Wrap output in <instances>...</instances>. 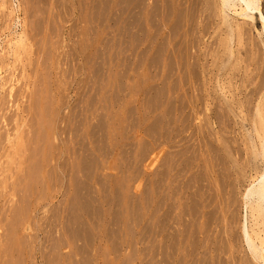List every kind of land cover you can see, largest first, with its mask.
Segmentation results:
<instances>
[{"label": "rangeland", "instance_id": "1", "mask_svg": "<svg viewBox=\"0 0 264 264\" xmlns=\"http://www.w3.org/2000/svg\"><path fill=\"white\" fill-rule=\"evenodd\" d=\"M141 1L140 0L139 1L138 0H0V106L3 107V108L0 107V114H1L0 124L1 127H3V129L0 128V133L3 132L1 134L2 136L0 135V138L1 137L5 138L4 140H2L1 138V141H4L3 144L6 141V144L3 147H2L3 145L2 143L0 145V148L2 150L5 149L4 151L0 149V151H2L0 153L1 154L0 165L2 164L3 166V167L0 166V170H1L0 181L1 182L5 181L4 182L5 184L3 186L1 185L0 182V192L2 189L1 192L2 194H0L1 195L0 221H3L0 223V227H1L0 237L3 239L2 240L0 238L1 241L0 245L3 246L2 248L0 246L1 248L0 256L2 255L0 258H2L3 263L1 261L0 264L6 263L7 260L8 263L6 264H177L176 259L178 257H179L178 261L180 258H182V261H179V264L180 262H182L181 264H186V263L188 264L189 262L190 263L192 262L193 264H201V263L208 264L206 262H209V264H216L221 262L223 258L225 259L223 260L225 261V263L222 261L219 264H223V263L228 264L229 262H231L229 264H233V263L240 264L239 262H241V259L243 260V258H245V257L240 258L244 255L242 254L243 252L241 250L242 248H241V242L239 241L240 239L237 238H239L240 227L244 223V216L246 211L242 205L241 194H240L242 193L244 187L247 184L246 181L244 182L243 180V182H239L238 184L234 183L235 185L233 190L235 191H233L234 193L233 196L235 198L230 199V197H233L230 196L232 194L229 193L230 195H227L228 193H226V191L221 189L222 184L224 186L226 184L223 182L228 181V179L227 178L225 179L221 175V182H218L220 181L218 180L220 179V177H218L217 178L218 181L215 180L214 186L217 187L218 184L216 183L217 182L219 183V186L221 187L220 188L217 187V188L218 190L220 189L221 195L224 194L223 195L224 198L220 194L218 195L219 192L217 188H216L217 191L215 192L214 186L213 188L210 187L211 188L210 190L212 191L214 190V193L210 191L212 194H215L214 196L211 193H209V190L206 191V193H209L208 197L211 200L208 199L206 193H204L206 195L200 194L203 193L201 190H199V192L198 190L197 191L194 190L198 192L197 194L196 192L193 191L195 195L198 196H195L194 194H190V193L186 194L187 196L189 195L192 196L189 197L191 198V200H193V197L195 198V201L196 199L199 198L197 200L198 201L197 203L194 200H193L194 202L192 203V201L189 198H187V196L185 195H183L182 200H178L179 198H177L175 194L173 195L172 190L174 188L173 189L171 187L169 188V186L171 185L167 183L168 174H169L167 170H169L171 166H173L174 164H177L178 162L177 152L179 150V147L170 148L169 145H171L170 141L172 140V137L174 138V136L176 135L175 130L179 132L181 131V129L179 128L182 125L181 122L182 120L180 119L177 120L178 124L177 123L175 124V127L177 128L173 130L174 124L172 122H169L170 120L171 121L173 120L170 119L171 118L170 116L172 115H169L171 114V111H168L169 109L167 108V106L170 105L172 106V104L169 105L167 96H163L165 97V99L162 97V94L165 92L163 90L167 88V82L164 79H162L161 81L162 84L158 82L156 86L155 84L158 78L154 73L157 72V76H158L157 70H160L159 71V73L161 72L160 75L164 76L163 75L165 74L164 70H166L165 63L168 62L165 56L169 57L168 49H171L169 45L163 50L159 46L165 47V45L168 44L167 42H169V38H171L170 36H172V38L176 36L175 38L177 39V34L184 28L180 25L182 23L180 17H177L178 15H180V10L178 8L172 11L171 6L168 5L171 3L170 0L167 1L160 0L161 2L159 0L158 1L155 0V2L154 0H143V2ZM151 1L152 3L154 2V5H156L157 7L159 5L160 8L153 7L154 5L151 3ZM139 2H141L142 4ZM164 2H168V3H164ZM163 3L164 5L165 4L166 5L163 6L162 5ZM137 4L140 5L138 6ZM149 4L153 5L152 6L153 8H149L151 7L149 6ZM142 5L143 7L141 8ZM166 6L167 8L164 9ZM168 7H170L169 9V11L171 10L170 13L168 12ZM139 9L140 11L143 9L142 10L143 12L142 11H141L142 13L139 12L138 11ZM155 9L157 12L155 11ZM147 10H149V13L151 11V14H149ZM152 10H154L153 15L154 16L156 15L155 17L158 18H154L151 16ZM162 10L163 11L166 10V11L162 12ZM138 12L141 14V16L137 14ZM167 12H168V16L169 14L171 15L165 18L166 20L167 18H169L165 22L163 16H165V14L167 15ZM176 12H178L179 14L176 15L175 14ZM136 14L138 15V17L140 16L139 18L141 17L142 18L137 19L138 17ZM174 15L177 18H174L175 17ZM147 16H148V20L146 19ZM160 18H162V21ZM136 19L141 21L142 25ZM151 19L154 20L152 21ZM155 20H157L158 24L156 23ZM174 20L175 21L178 20L179 22L176 23ZM137 22L141 26L136 27L138 25ZM160 23L162 26L160 25ZM153 24L154 25L157 24L156 25L157 26L156 29H158L157 33H156L157 30H155V28L153 32L152 29ZM171 24L173 25V27L175 26L174 27L175 29L176 28H180V29L183 28V29L181 30L179 29V32L177 31L178 32L177 34L173 33L174 35L173 36L171 35L173 28L171 33L169 31L170 27H172V26L169 27V25ZM176 24H179V26L177 25L178 26L177 27ZM151 25L152 28L150 27ZM142 26L146 30L144 31H141L140 29L137 30L140 27L141 29H143ZM158 26L163 27V29L161 27L159 29ZM166 31L169 32L167 33ZM140 32H142L141 34L144 33V35L142 36L143 38H140L142 40L144 39V41L140 39L137 40V37L138 38L141 37ZM152 32H153V36H151ZM162 36L164 38L169 36L167 38V42H166L167 44L165 43L164 38L163 40H161ZM208 36L209 35L199 36L201 44H199V46L196 45L195 47V49H198V47L200 48L198 49V51H200L198 53L200 54L201 52L204 53L210 43L208 40L210 39L213 40V38L210 37L209 39ZM152 37L153 38L155 37L153 42H151L153 39ZM19 38H23L24 40L22 47H18L16 43L19 40ZM162 41L163 44H161ZM147 43H149V45L151 43L150 47L148 45L149 49L147 48L146 45ZM156 43L157 44L160 43L161 45L158 44L157 47L155 46L157 45ZM154 47L156 49L159 48L160 49V50L158 49L159 52L158 50L156 51V49L154 50ZM180 48H184L183 45H181ZM188 48L190 51H192L193 49L192 52L194 53L195 51L194 47L192 48L191 46H189ZM39 49L41 52L39 51ZM96 49H98V52L100 51V53H98ZM36 50L39 52H37ZM153 50L156 51V53ZM161 50L164 53L163 55L162 52H160ZM178 50L181 51L183 49H178ZM209 51L210 50L208 49L207 52ZM37 53L39 54L38 55L39 59L36 58ZM154 54H157L160 60L157 59L158 58L157 57L156 58L157 60L154 61V58L156 56L154 58H151V56L152 55L154 56ZM98 55L100 56V59L98 58ZM99 61L100 63H98ZM157 61H158L157 64L158 67H155L156 66L155 63H157ZM209 61L211 62L210 58ZM138 62H140L139 63L140 67L138 65ZM100 64H102V66ZM151 65L153 66L155 65L154 69H152L153 66ZM253 65L256 66V60L255 62H253ZM260 65L262 66L263 64ZM260 65L259 66L257 65L256 68L260 67ZM163 66L165 67V69ZM29 67L30 68L33 67V68L30 70ZM263 67L261 68V70L263 69ZM251 68L253 69L255 67L253 66L250 67L249 73L250 71H252L251 73H253L254 69L251 70ZM98 69H100L99 71H102V73L100 72L101 74L98 73L99 72ZM154 70L156 71L154 72ZM34 72L36 73V77L34 75ZM149 72L152 74H149ZM149 76H153V77H151L150 79ZM31 80H35V81L32 83ZM100 80L103 83L101 82L98 84L97 82ZM139 80L141 81V83ZM29 83L34 85H31ZM28 84L29 86H27ZM102 84H104V86ZM98 85H100L98 87L99 89L96 88ZM162 85L164 88L161 87ZM153 86L154 87L156 86L155 87L156 90H153V92L156 95H154V93L152 94V91H150L154 88ZM158 86H160L161 90L163 89L162 90L163 93H161L162 91L161 92L159 91L160 88L157 89ZM148 87L152 89H149L148 91L147 90ZM28 88L31 90H29ZM251 88L253 89L254 85L252 87L251 85H249L245 93H247L248 89L251 91L252 90ZM33 89L36 92L38 90V92L36 93ZM16 91L17 93L14 94V92ZM33 91L34 94L36 93L35 95L33 94L34 97L32 96ZM47 92L50 93V95H47L48 94ZM157 92L159 94H157ZM11 93H13V95H11ZM160 93H161V97H160ZM157 95L159 96V99L155 98L157 97ZM31 96L33 97L32 98L33 101L34 99L37 100V104L35 103L36 101L31 102ZM47 96H49L48 100H47L48 98ZM247 96H248L247 99H249L248 94ZM247 96L244 97L239 96L240 97L239 102H243L244 103L243 106H245L242 107L243 114L245 113L251 114V109L253 108L254 104L257 103L256 101L257 97L250 95L251 98L248 101L250 106L247 107L246 104L247 100L245 101V97ZM12 99H14V102ZM242 99L246 103L242 101ZM20 100L25 102L27 105L23 104L22 101ZM100 100H102V103ZM1 101H3L4 104ZM30 103L33 104L30 105ZM34 104H36L37 107L33 106ZM45 104L46 105L48 104L47 106L48 108L45 106ZM171 106L170 108H172ZM24 107L26 110L24 109ZM21 108H23L26 113ZM32 108H34L35 112ZM85 108H87L86 109V111L88 110L87 112L85 111ZM2 109L3 111H1ZM69 109L70 111L71 110L72 111L70 112ZM247 109L248 111L250 110L249 111L250 113L246 111ZM19 110L23 111L22 113L23 115L21 114L22 116L21 118L23 122L25 121L24 122L25 124L23 126L21 125L19 130V133L21 134V144H22L21 150L24 151L20 152V147H19V149L16 150V153L18 155L15 156L16 157L15 159V157L12 155L10 156V154L13 152L12 140H14V135L16 132L15 128L20 122V117H16L19 116L20 114ZM31 110L33 117L32 119L34 120L29 123L28 121H31L30 119L31 113H29L31 112ZM45 111L47 112V114H45ZM165 111L167 112L168 118L170 117L169 121H167L169 124L171 123L170 125L167 124V122L165 123V121L168 120V118H166L167 116L165 114ZM6 112H9V114L7 115ZM74 112H75V116H74ZM76 112L78 113L77 116H76L77 114ZM80 112L83 115H81ZM12 114L14 116H12ZM243 114L241 116H243ZM25 115L27 118L29 117L30 120L27 119ZM98 115L101 116L99 117ZM6 116L8 118L11 117L13 121L10 120L11 123L8 124L9 120L7 119ZM82 116L83 118H81ZM244 116L243 118H245V121H247V122L244 121L245 122L244 129H247L249 128L248 119L250 120L251 115L249 116L245 114ZM4 117H6L7 120H4L5 119ZM77 118L80 120V123L79 121L78 123L75 122L77 121L76 120ZM198 118H200V116H198ZM198 118L194 121L195 124H197V122L199 123L200 120H198ZM71 119H73L74 122L73 120L71 121ZM67 121L70 122V124H68ZM72 122L75 124V127L72 126L74 125ZM27 123L29 124L30 129L32 127L33 130L32 129L31 131L29 130V127L26 126ZM97 123L100 125V127H98ZM162 123L163 125L167 124L164 126L166 128L165 130L164 128H162L163 126ZM6 125L9 128L12 127L13 132L12 130H9V128L8 129L7 127L5 128ZM39 125L43 131L42 136H40L42 133H40ZM80 125H81V129L78 130L79 131L78 134V131L76 129H79ZM22 127H23V131H22ZM73 127L76 129L74 130ZM170 127L172 128L171 131H170ZM233 128L235 130L233 131L234 133L236 132V134L231 133L233 135L229 134L227 135V137L230 136L229 137L230 140L232 137L233 141H231V143L233 147H237V146L240 147L239 149L241 154L242 155L245 154V156H242L244 160L246 157V150L244 148L246 147L244 146V142H242L243 138H241V135H243L244 133L243 129L241 128L240 125H236ZM71 129L76 131L75 133L77 134H75L73 130L72 133L70 134ZM24 130H26L27 132H25ZM28 130L29 132L35 130L33 132L35 134L32 136V134H30ZM9 131H11L12 133L10 134ZM64 131H67L68 133ZM82 131H84L83 132L84 135L81 134ZM165 131H168V133H165ZM22 132L27 135L25 137L24 134V137L26 139L22 136L23 135ZM94 133L95 135H93ZM157 133L159 134L158 138L156 136ZM161 133H164L162 134L163 137H161ZM97 134L98 136L101 135V137H99L100 140L102 139L101 143L99 142L100 140L98 139ZM75 135L76 137H73ZM82 135H83V139H85L84 141L82 139ZM28 136L30 140L28 139ZM96 136L98 140H96ZM165 136L167 140L164 139ZM22 137L24 138V140L27 141V143L30 142L31 140H33V142L31 141L32 143L31 142L28 143L30 144V146H28L26 141L24 140L22 141ZM40 137H42L43 139H41ZM153 137L155 138L154 144H153V139H154ZM77 139H79L81 143L77 141ZM234 139L236 142L241 140L240 142H238L240 144L235 145L236 142L234 141ZM40 140H42V144L40 143ZM74 141H76V143H74L75 145L72 146ZM77 142L79 143V147L77 146L76 149V145H78ZM84 143L86 146L84 145ZM23 144L26 146H24ZM38 144H41V146ZM27 146L29 147V149H26L28 148ZM70 146L71 148H69ZM83 146L88 147L86 148L89 149L87 150L88 152L85 150V148L83 149ZM24 147L26 148L24 149ZM74 148L78 151H76ZM31 149L33 151L30 152ZM37 149H39L38 152ZM161 149L163 150V152ZM25 150H28V152ZM160 150H161V155L159 154ZM8 151H10V153H8ZM35 151L37 155L35 154ZM73 151H76V153L74 152L75 158L73 157ZM82 152L83 154L81 155L80 153ZM155 152H157L158 155L162 157L160 158L158 156V158H160V162L158 160L156 166L155 164L152 165L151 163V160ZM164 152H166L169 155L168 156L167 154H165L167 155V158L168 157L170 158V160L167 159L166 157L165 158L167 160L163 159ZM26 155H28V158L26 159L27 161L25 160V158L27 157ZM9 156L11 157V159L9 158ZM84 156H86V158ZM240 156L241 155L239 154L237 155L235 154L233 157L234 158L238 157L240 159ZM173 157L176 158L172 160ZM37 158L39 159V162L37 161L38 160ZM242 158L240 159V162H242ZM175 159L177 160V162H175L176 161ZM6 160H8L7 163ZM14 161L16 164L14 163ZM170 161L174 163H170ZM34 163H37L38 166H40L38 167L37 164H35V168H34V171L36 173V174L34 173L35 175L32 173ZM13 164L14 167L16 168L11 167L13 166ZM24 164L25 166H23ZM26 164H27V168H26ZM81 165L82 167H84V169L80 168ZM152 166H154L155 168L157 167V169H155L156 171L153 170L154 167ZM165 166H167L168 169H166L167 167ZM23 167H25L27 172L29 171L28 174H25L26 175V177L24 176L25 178L23 177L22 174ZM67 167L69 168L67 169ZM161 167L163 170L165 168L166 174L164 173V171L162 173L159 172V170L160 171L162 170ZM11 168H14L15 171L14 169L12 170ZM7 169L9 173L6 171ZM80 169H83L82 172L80 171ZM36 170H38V172H36ZM83 171L87 172L85 173V176L88 178V180H86L87 178L84 176ZM152 171H154V173ZM18 173L22 175L21 176L18 175L17 178L16 175ZM82 173L85 179H82L83 177L81 178ZM6 174H8L9 176ZM29 174L30 175L32 174L33 177L29 176ZM38 174L40 177L38 176ZM6 176H8L7 179ZM198 176H199L198 173L197 175L192 174L191 177H193L192 178L193 180L190 179L191 178L190 177L189 182L193 183V181H196L194 179H198ZM21 177H22V181L20 182L19 180L21 179ZM160 177H162L165 180V182L163 181L162 178L161 180H158V182L156 181V183L152 182L153 179L155 182V180H157V178L160 179ZM222 178H223V182H222ZM82 180L84 181V183H87V185L84 184ZM15 181L16 182L19 181L16 186H15L16 184ZM36 181H38L40 184L37 183ZM159 181H160L159 186L161 185V187H159L160 189L157 186ZM161 181H163L162 182L163 185L161 184ZM19 183L20 186H18ZM7 184L9 185L7 186ZM23 184H25L26 186L29 185L28 188L25 187ZM33 184H34V188H33ZM82 185L85 187H82ZM152 185L154 187L155 186L157 187L156 188L157 191L154 190L155 188ZM173 185L177 186V184H173ZM19 187L20 189L22 187L26 188V189L23 188L26 195L23 194V189L21 190L22 193L19 192L20 191ZM86 187H88L89 189ZM164 187L166 188L164 189ZM17 188L19 191L17 190ZM81 188L83 190L87 189L86 191H88V193L85 192L87 195H85L84 191L82 192ZM27 189L29 193H26L28 192ZM153 190L155 192H153ZM162 190L164 191L162 192ZM173 191L175 192L176 190ZM81 192L85 196V200L84 199L82 200ZM165 192L167 196L165 195ZM18 193L19 195L22 194V196L19 197V199L21 198L22 202L21 200L17 202V198L19 196ZM153 193L156 195L155 197ZM162 194L167 197V198L165 197L167 199L166 201ZM226 195L227 197L228 196L229 197L225 198ZM159 196L162 197L159 198ZM204 196H206V198ZM211 196H213V198L215 199L211 198ZM217 196L218 197L220 196L222 199L217 198ZM6 197L9 201L6 199ZM202 197H204L206 201L205 200L203 201ZM158 198L159 199L163 198V199L159 200ZM4 199L7 201L6 206H8V208L5 206L6 202L4 201ZM171 199H174V201L176 202H173V200ZM158 200L163 202V204H160ZM183 200L184 201L187 200V201L183 202ZM209 200L210 202L212 201L211 204ZM222 200H224V202ZM230 200L231 201L234 200L232 201L234 203H232ZM220 201H222L223 203ZM229 201L231 202V205ZM19 202H21L22 205L21 203L19 204ZM156 202L160 205H157ZM203 202L209 203L210 206L209 204L206 203L209 206V208L208 207L204 208ZM215 202H217V204H214ZM192 204L196 206V207L194 206L192 207L195 208L193 210L194 212L192 211L191 208ZM18 205L22 207H19ZM212 205L214 206L217 205V208H214V206ZM170 206L172 209V210L170 209L171 211L168 210ZM183 206H186L187 209L186 208L184 209ZM222 206L223 208L225 207V209L220 208ZM11 207L13 208L11 209ZM14 207H16L17 209L15 208L14 210ZM172 207L175 208L173 209ZM198 207L200 208L198 209ZM231 207L233 208L235 207L234 208L235 211H233L232 210L233 208L231 209ZM18 208L20 209L18 210ZM157 208L158 210L160 209L158 212L155 211ZM164 208L165 209L168 208L167 209L168 211L167 210L165 211ZM181 208H183L184 210L183 209L180 210ZM218 208L221 209L222 211L220 212ZM153 209L154 211H152ZM196 209L197 211L199 210L200 212L199 211L196 212L195 211ZM163 210L165 211L163 212L165 216H166L165 213L170 211L169 214L167 213L169 217L168 216L165 217L164 215L162 216ZM189 210L192 211V214L195 212L198 213V214L196 213L193 214L192 218H189V220H191L190 222L189 220H187L188 219L187 216L189 217L190 215H192L191 213L190 214L188 213ZM209 210L211 211L213 210L211 212L213 213L211 216H210L211 213H208ZM216 210L219 213H222L221 214L222 215L221 218H223L221 219L222 222L220 221V218L218 219L219 213ZM181 211L183 213L186 212L187 216L186 214H182ZM206 211L208 214L206 213ZM230 211L233 212L234 215ZM152 212H155V214L152 215L153 214ZM160 213L161 215L159 216L160 217L159 219V217L157 216ZM177 213L179 214V216ZM216 213H217L216 218L218 220H215L214 215H216ZM228 213L230 214L228 215ZM3 214L4 216H1ZM172 215L173 217L174 215H176L175 221L177 222L174 223L173 219L175 218H172ZM196 215L197 216L199 215V218L196 219L194 217ZM205 215L206 216L209 215L208 220L210 221L211 219L210 221L211 223L209 222L207 223V218ZM221 215L219 214V217ZM204 216L206 218L205 226L203 225L205 222V218H203ZM228 216L231 217V221L230 222L227 221V222L228 224H232L229 225V228L227 226L228 225L227 223H226V227L223 226L225 224L224 223L225 219L228 218L227 220H230ZM154 218H158L155 219L157 222H153L155 221ZM6 220L8 222H6ZM171 220L173 221L171 222ZM193 220L197 224L194 223ZM164 221L168 223L165 225ZM181 221L182 222L185 221L186 223L187 222L189 223V224L187 223L186 225L187 228L185 227L184 224H182ZM214 221H217L218 224ZM161 222L162 223L164 222L165 226L163 225L164 226L163 228ZM213 222L216 224V226L215 224H213ZM8 223L9 225H7ZM154 223L156 224L155 227L153 226L155 225ZM193 223L195 225L194 227H193ZM180 224L181 226L183 225L182 228L185 227L183 231L187 229V234H185L186 230L184 232L182 231V229L180 228ZM209 224L211 225V227ZM251 224H252V219L250 218L249 213H247V226L249 227ZM169 225H171L172 228L174 227L173 229L176 230L178 229L176 233H174L175 230L171 231L172 228H168ZM206 225L209 226L210 229L207 228ZM4 226L5 227L7 226V228H4V230L6 231L2 230ZM157 226L160 227L159 229L162 228L163 230L161 229L160 231L159 229H157L158 228ZM203 226L207 228L209 231H204L206 230L205 228L204 230H202ZM153 227L156 228V231L158 232L156 231L153 232V230H155ZM191 228L194 231H191ZM7 229L9 230V232H7ZM166 229H168V231ZM222 229L224 231L223 233L224 239L222 237H221L222 239L220 238V234L223 232ZM217 230H221V231L219 232ZM231 230L233 231V233ZM211 231L212 234L211 237H209ZM225 231L226 233L228 232V234H226ZM170 232L171 233L173 232L172 235ZM3 233L4 235H7V233L9 234L6 238H4L5 236H2ZM164 233L165 235H163ZM203 234H205L206 236ZM215 234L216 237L219 236L217 237L218 239L217 238L215 239L216 241L214 240ZM223 234H221V236H223ZM232 234H234L237 237L234 236L233 238ZM190 236L191 237L194 236V237L191 238ZM195 236H197V238L195 239L197 240L196 242L193 239L195 238ZM171 237L172 238L176 237L174 238V241L177 240L176 243L173 242L175 246L173 245V243L171 244V242L173 241ZM204 237L206 238L204 239ZM226 237L228 238L227 239L228 241L226 240ZM164 238H166V240H164ZM170 238L172 241L170 240ZM207 238L210 239L207 240ZM231 239L232 240L235 239V241H232ZM188 240L192 241V243L194 241V243L192 244L190 242H187ZM218 240H220L221 242H219ZM224 240H226L230 244L231 242L232 244L233 243L235 244L233 245L231 244L232 245L231 247V245L227 244V242H224ZM163 241L165 242V244ZM183 241L186 242V245L184 244ZM214 241L217 248L215 247ZM222 241L225 244H227L229 247L227 248L226 246H224L225 244H222ZM3 242L4 245H2ZM179 242L183 244H180ZM208 242L210 243V246L208 245L209 244ZM237 242L240 244H238ZM166 243L168 246L169 243L170 245L173 246H170L168 248ZM200 243L203 244L201 245ZM191 244L194 246L196 245V247L195 248L192 246L189 247V245ZM220 244L223 246H221ZM184 245L186 246L187 250L184 247ZM235 245H237L236 248ZM238 245H240L239 246L240 249ZM4 246H6L5 249ZM207 246H209L208 250H207L208 248ZM191 247H192L191 251H193L192 253L197 252L196 254L194 253L193 255L191 252H189ZM213 247L216 249V252L217 251L220 252L221 250V254L218 252L216 255V252L213 250L214 249ZM223 247L224 249L222 250L221 248ZM6 248L8 249L7 251ZM154 248H156L158 252H156ZM170 248H172V251L175 250L174 255L173 254L171 255ZM184 249L186 250V252L184 251ZM193 249L196 251H194ZM203 249L205 250L203 251ZM238 249L239 251H237ZM2 250H4L6 253L5 252L3 253ZM206 250L208 254H204V253L201 254L202 252L207 253ZM212 250L214 252H212ZM1 251L3 254H1ZM154 252L157 254L155 255ZM223 252L225 253V255ZM212 253L213 254L215 253L214 254V256L216 255L215 258ZM222 254L224 256H222ZM228 254L229 255L232 254L234 256L232 255L229 256ZM5 255L6 256L8 255L7 258L5 257ZM179 255H181V257ZM199 255L201 256L203 255V257L204 256L206 257L208 255L207 257L210 258L206 257L205 260L208 259L209 261H205L204 258L200 257ZM219 255H221L222 257ZM227 256L228 258L229 257L231 258L229 259V261L227 260ZM235 256L237 260L234 258ZM169 257H172L171 258L172 261L170 260ZM190 257L191 258L194 257L192 258V260L195 259L196 261L195 260H194L195 262L191 261ZM219 257L221 259H219ZM188 258L190 259L188 260ZM216 259L220 261L217 260L216 262ZM156 260L157 262L155 263ZM186 260H188L189 262H187ZM213 260L216 263H214Z\"/></svg>", "mask_w": 264, "mask_h": 264}, {"label": "bare ground", "instance_id": "2", "mask_svg": "<svg viewBox=\"0 0 264 264\" xmlns=\"http://www.w3.org/2000/svg\"><path fill=\"white\" fill-rule=\"evenodd\" d=\"M139 1V0H138ZM141 1V0H140ZM158 1V0H157ZM160 1V0H159ZM165 1H167V0H165ZM141 2H143V0L141 1ZM141 2H139V3H141ZM154 2H155V0H154ZM154 2L152 3V1H151V3L154 5ZM161 2V1H160ZM160 2H159V4H160ZM169 2V1H168ZM168 2H164V3H168ZM170 4H168L169 6H171V10L172 11H174V9H178L179 8V10H180V15H178L177 17H180V19H181V26L184 28H181V29H183V30H181L180 28H176V29H178V30H176L174 27H173V25L171 24V25H169V27L170 26H172V27H170V30L169 29H167V30H169L170 31V33H171V31H172V28H173V31H172V34L171 35H173V33L174 34H177L178 32H179V29L181 30L178 34H177V39L175 38L176 36H174L173 38H172V36H170L171 38H169V42H167V38L169 37H163L162 36V39L161 40H163V38H164V40H165V43L167 44V45H165V47H162V46H159V47H161L162 48V50L164 49V48H166L168 45H169V47H171V49H168L169 51H168V56L169 57H167V56H165L166 57V59L168 60V62L167 63H165L166 65V70H164L165 71V74H163L164 76H162V75H160V73H159V71L160 70H157L158 71V76H157V72L156 73H154V74H156V77L158 78L156 81V86H157V84H158V82L160 83V84H162L161 83V81H162V79H164L166 82H167V88L165 89V90H163V91H165L164 93H163V91L161 90V88H160V86H158L157 87V89H159L160 88V92L161 93H163L162 94V97L163 96H167V100H168V102H169V105L170 104H172V108H170V106H167V104H168V102H167V104H166V106H167V108L169 109L168 111H171V114H169V115H172V116H170L169 118L170 119H173L172 121L170 120L169 121V118H168V116H167V112L165 111V114H166V118H168V120H166L165 121V123L167 122V121H169V122H172L173 124H174V126H173V130H175L177 127H175V124L177 123V120H182L181 122H182V125L180 126V128L179 129H181V131L179 132V131H176L175 130V136H174V138L172 137V140L170 141L171 143V145H169V147L171 148V147H174V148H176V147H179V150H178V152H177V158H178V162H177V160L175 161V162H177V164H174L173 166H171V168L169 169V170H167L168 171V181H167V183L169 184V185H171V186H169V188L171 187L173 190H176L175 192L172 190V192H173V195L175 194L176 196H177V198H179L178 200H182L183 199V195H185V196H187L186 194H188V193H190V194H194L195 195V193L194 192H196L197 190H198V192H199V190H201L203 193H200V194H204V193H206V191L207 190H209V193H214V190L212 191V190H210L211 188H213V186H214V184H215V180H217V178L218 177H220V179H218V180H220V181H218V182H221V175L226 179H228V181H226V182H223V178H222V182L223 183H226L225 184V186L222 184V187L221 186H219V183L217 182L216 184H218V188H220L221 187V189H223L224 191H226V193H228L227 195H230L229 193H231L232 195H230V196H233L234 195V193H233V191H235V190H233L234 189V185L235 184H238L239 182H243V180H244V182L246 181L247 182V184H246V186L244 187V189H243V191H242V193H240L241 194V201H242V205H243V207L245 208V216H244V223H243V225H241V227H240V235H239V238H237V239H240L239 241L241 242V250H242V254L244 255V256H242V257H240V258H243V257H245V258H243V260L241 259V262H239L240 264L241 263H243V262H246V263H243V264H264V0H170ZM136 3H138V2H136ZM150 3V4H151ZM164 3L162 4L163 6H165L164 5ZM142 4V3H141ZM149 4V6H151V7H149V8H153V7H155V8H158L159 7V5H158V7L156 6V5H150ZM156 4V3H155ZM138 6L140 5V4H137ZM136 5V6H137ZM153 6V7H152ZM161 6V5H160ZM143 7V5L141 6V8ZM146 7V6H145ZM137 8V7H136ZM140 8V9H141ZM160 8V7H159ZM167 8V6L164 8V9H166ZM140 9L138 10L139 12H141L140 11ZM169 9H170V7H168V12L170 13V11H169ZM149 10H151V9H149ZM149 10H147L148 11V13H149ZM158 10V9H157ZM178 10V11H179ZM146 11V12H147ZM154 10H152V17H154V18H158V17H155L154 15H153V12ZM155 11H156V9H155ZM160 11V10H159ZM158 11V12H159ZM166 11V10H165ZM165 11H163L162 10V12H165ZM137 13V14H139L140 16H141V14L140 13ZM143 12V11H142ZM141 12V13H142ZM157 12V11H156ZM168 12H167V15L165 14V16H163V19L165 20V22L169 19V18H167V20L165 19L167 16H168ZM136 14V15H137ZM149 14H151V11H150V13ZM155 14H157V13H155ZM163 14V15H164ZM176 15L177 14H179L178 12H176L175 13ZM145 15H147V14H145ZM157 15H159V14H157ZM162 15V14H161ZM171 14H169V16H170ZM139 16V17H140ZM142 16H143V14H142ZM168 16V17H169ZM175 16V15H174ZM137 17H138V15H137ZM136 17V18H137ZM137 18V19H141V18ZM162 17V16H161ZM176 16L174 17V18H177ZM149 18H150V16H149ZM136 19V20H137ZM147 20H148V16H147V18H146ZM161 19V21H162V18H160ZM152 21L154 20V19H151ZM150 20V21H151ZM179 20V19H178ZM175 21L176 23H178L179 21ZM137 21H139V20H137ZM142 21H143V19H142ZM156 21V23H157V20H155ZM154 21V22H155ZM158 21H159V19H158ZM160 21V22H161ZM140 23H141V25H142V22L141 21H139ZM174 22V23H175ZM151 23V22H150ZM149 23V24H150ZM172 23H173V20H172ZM137 24H138V22H137ZM136 24V25H137ZM152 24V23H151ZM158 24V23H157ZM157 24H153V28H152V25L150 26L152 29H153V32H154V28H155V30H157L156 31V33L158 32V29H156V25ZM140 24H138L136 27H138V26H141ZM160 25H161V23H160ZM175 25V24H174ZM179 26V24H176V26ZM149 26V25H148ZM162 26V25H161ZM160 26V27H161ZM177 26V27H178ZM143 27V26H142ZM159 27V26H158ZM160 27H159V29H160ZM168 27V28H169ZM162 29H163V27H161ZM137 29V28H136ZM141 30V31H144V30H146L144 27H143V29H141V27L140 28H138L137 30ZM152 29H150V30H152ZM176 31H175V30ZM149 30V31H150ZM168 31V32H169ZM178 31V32H177ZM153 32H152V34H151V36H153ZM167 32V31H166ZM167 32V33H168ZM142 32H140V35H141V37H137V40L138 39H140V38H143L142 36L144 35V33L143 34H141ZM166 33V34H167ZM136 34H137V32H136ZM145 34H146V32H145ZM155 34V33H154ZM165 34V35H166ZM200 35H202V36H206V35H209L208 36V38L210 37V38H213V40L212 39H210V40H208L210 43H209V46H208V48L205 50V52L204 53H202L201 52V54L200 53H198V52H200V51H198V49H200L199 47H198V49H195V47H196V45H198L199 46V44H201L200 43V38H199V36ZM211 35V36H210ZM137 36H138V34H137ZM150 36V37H151ZM156 36V35H155ZM167 36V35H166ZM145 38V37H144ZM153 38V37H152ZM152 38H149V39H152ZM155 38V37H154ZM154 38L152 39V41L151 42H153V40H154ZM171 39V40H170ZM207 39V38H206ZM205 39V40H206ZM140 40H142V39H140ZM160 40V41H161ZM212 40V41H211ZM142 41H144V39L142 40ZM149 41V40H148ZM208 41H206V42H208ZM23 42H24V40H23V38H19V40L16 42L17 43V45H18V47H22V45H23ZM100 43V42H99ZM138 43V42H137ZM185 43V44H184ZM205 43V42H204ZM139 44H141V43H139ZM157 44V43H156ZM159 45H161V44H163V41H162V43L160 44V43H158ZM158 44L157 45H155V46H157L158 47ZM147 45V48L149 49V47H150V45H151V43H150V45H149V43H147L146 44ZM148 45H149V47H148ZM181 45H183V47L184 48H180V46ZM184 45H186V46H184ZM188 45V46H187ZM208 45V44H207ZM99 46V45H98ZM97 46V47H98ZM189 46H191L192 48L194 47V49H195V51H194V53L192 52L193 51V49H192V51H190L189 50ZM206 46V45H205ZM100 47H101V45H100ZM188 48V49H187ZM98 49H101V48H98ZM98 49H96V51L98 52ZM156 48L154 47V50H155ZM159 48H157L156 49V51L158 50ZM178 49H183V50H181V51H179ZM210 50L209 52H207V50ZM252 51H251V50ZM153 50V51H154ZM160 50V49H159ZM159 50H158V52H159ZM162 50L160 51V52H162ZM203 50V49H202ZM17 51V50H16ZM37 51V50H36ZM39 51H40V49H39ZM39 51H37V52H39ZM143 51V50H142ZM156 51H154L155 53H156ZM190 51V52H189ZM204 51V50H203ZM41 52V51H40ZM96 52V53H97ZM153 52V53H154ZM165 52V51H164ZM192 52V53H191ZM98 53H100V51L98 52ZM102 54V53H101ZM101 54H100V56H101ZM152 54V53H151ZM161 54V53H160ZM164 53L162 52V55H163ZM35 55V54H34ZM37 55V59H39L38 58V53L36 54ZM140 55H141V53H140ZM139 55V56H140ZM158 55H159V53H158ZM100 56L98 55V58L100 59ZM156 56V57H155ZM161 56V55H160ZM142 57V56H141ZM140 57V58H141ZM155 57V58H154ZM157 56V54H154V56L152 55L151 56V58H154V61L155 60H157V59H159L160 60V58ZM102 58V57H101ZM157 58V59H156ZM209 58L211 59V62L209 61ZM162 59V58H161ZM170 59V60H169ZM98 60V59H97ZM158 60V61H159ZM167 60H165V61H167ZM255 60H256V66L258 65H260V64H263L262 66L260 65V67H258V68H256V66H254L253 65V62H255ZM101 61V60H100ZM100 61L98 62V63H100ZM158 61H157V63H155L156 64V66L155 67H158ZM140 62H141V60H140ZM140 62H138V65H139V63ZM208 62H209V64H208ZM258 62H259V64H258ZM37 63V62H36ZM160 64V63H159ZM101 66H102V64H100ZM99 65V66H100ZM35 66H36V64H35ZM151 66H153V65H151ZM154 66H153V68L152 69H154ZM160 66V65H159ZM255 67V68H251V70H253V73H251L252 71H250V73H249V70H250V67ZM139 67H140V65H139ZM164 67V66H163ZM263 67V69L261 70V68ZM30 68V67H29ZM33 68V67H32ZM32 68H30V70L32 69ZM99 68H101V67H99ZM37 69V68H36ZM159 69V68H158ZM164 69H165V67H164ZM199 69V70H198ZM100 69H98V71H99ZM151 70V69H150ZM33 71V70H32ZM36 71V70H35ZM149 71V70H148ZM153 71V70H152ZM156 70H154V72H155ZM37 72V71H36ZM102 73V71H99L98 73ZM30 73V72H29ZM32 73V72H31ZM38 73V72H37ZM100 73V74H101ZM23 74H24V72H23ZM149 74H152V73H150L149 72ZM254 74V75H253ZM22 75V74H21ZM34 75H35V77H36V73L34 72ZM253 75V76H252ZM30 76V75H29ZM23 77H24V75H23ZM151 77H153V76H149V78L151 79ZM162 77V78H161ZM164 77V78H163ZM34 79V78H33ZM37 79V78H36ZM38 80V79H37ZM41 80V79H40ZM99 80V79H98ZM164 80H163V82H164ZM32 81V83L35 81V80H31ZM140 81V80H139ZM39 82V81H38ZM102 81L100 80V81H98L97 83L99 84V83H101ZM103 83V82H102ZM140 83H141V81H140ZM29 84H31V83H29ZM29 84L27 85V86H29ZM21 85V84H20ZM31 85H34V84H31ZM38 85H40V84H38ZM101 85V84H100ZM100 85H98L96 88H98ZM103 86H104V84H102ZM153 85V84H152ZM164 85V84H163ZM163 85L161 86V87H163ZM249 85H251V87L254 85V88L250 91L249 89H248V91H247V93H245L246 92V90H247V88H248V86ZM102 86V87H103ZM150 86V85H149ZM155 86V87H156ZM165 86V85H164ZM31 87H34V86H31ZM36 87V86H35ZM39 87V86H38ZM37 87V88H38ZM151 87V86H150ZM150 87H148V91H149V89H152V88H150ZM154 87V86H153ZM154 87V88H155ZM18 88V87H17ZM30 88V87H29ZM28 88V89H29ZM42 88V87H41ZM152 89V90H150V91H152V94L154 93L153 92V90H156V88L155 89ZM164 88V87H163ZM13 89V88H12ZM99 89V88H98ZM98 89H97V91H98ZM16 90H18V89H16ZM24 90V89H23ZM29 90H31V89H29ZM34 90V89H33ZM37 90V89H36ZM35 91V90H34ZM34 91H33V93H32V96L34 97V95L38 92V90H37V92L34 94ZM47 91H50V90H47ZM158 91V90H157ZM249 91H250V93H249ZM22 92V91H21ZM30 92V91H29ZM156 92V91H155ZM15 93H17V91L16 92H14V94ZM27 93H28V90H27ZM42 93V92H41ZM48 93V92H47ZM147 93V92H146ZM149 93V92H148ZM161 93H160V97H161ZM22 94V93H21ZM30 94V93H29ZM34 94V95H33ZM103 94V93H102ZM151 94V95H152ZM157 94H159L158 92H157ZM165 94V95H164ZM247 94L249 95V99L251 98L250 97V95L251 96H255V97H257V103L256 104H254V106H253V108L251 109V114H248V113H245V114H247V115H251V117H250V120L248 119V122H249V128H247V129H244L245 128V122H247V121H245V118H243V116L245 115V114H243L242 113V107H245V106H243L244 105V103L243 102H239V96H247ZM11 95H13V93H11ZM25 95H27V94H25ZM47 95H50V93H48ZM154 95H156L155 93H154ZM14 96H16V95H14ZM13 96V97H14ZM31 96V102L33 101L32 100V97ZM12 97V96H11ZM24 97H26V96H24ZM28 97V96H27ZM37 97V96H36ZM48 98H47V100L49 99V96H47ZM53 97V96H52ZM15 98V97H14ZM20 98V97H19ZM21 98H22V96H21ZM30 98V97H29ZM155 98H158L159 99V96L157 95V97H155ZM164 99H165V97H163ZM248 98V96L247 97H245V101L247 100V103L242 99V101H244L246 104H247V107H249L250 106V104H249V99H247ZM28 99V98H27ZM97 99V98H96ZM13 100V102H14V99H12ZM29 100V99H28ZM170 100V101H169ZM20 101H22V100H20ZM25 101V100H24ZM34 101H36L35 103L37 104V100L36 99H34ZM33 101V102H34ZM101 101V103H102V100H100ZM172 101V102H171ZM3 104H4V102L3 101H1ZM12 102V101H11ZM28 102V101H27ZM252 102V101H251ZM22 103L23 104H26L25 102H23L22 101ZM47 103V102H46ZM12 104V103H11ZM29 104V103H28ZM31 104H33V103H30V105ZM36 104H34L33 106H36ZM99 104V103H98ZM249 104V105H248ZM22 105V104H21ZM27 105V104H26ZM29 105V106H30ZM4 106V105H3ZM45 106L47 107L48 106V104L46 105L45 104ZM44 106V107H45ZM103 106V105H102ZM101 106V107H102ZM0 107H2V106H0ZM21 107H23V106H21ZM37 107V106H36ZM85 107V106H84ZM246 107V108H247ZM3 108V107H2ZM30 108V107H29ZM28 108V109H29ZM48 108V107H47ZM55 108V107H54ZM62 108V107H61ZM82 108V107H81ZM88 108V107H87ZM87 108H85V111H86V109ZM22 110H24L25 109V107H24V109L23 108H21ZM31 109V108H30ZM33 110H34V108H32ZM72 109H73V107H72ZM171 109V110H170ZM243 109H245V108H243ZM13 110H14V108H13ZM22 110H19V112H20V114H19V116H16V117H20V122H19V124L16 126V128H15V130H16V132H15V135H14V140H12L13 141V144H12V149H13V152L10 154V156L12 155V156H16V155H18L17 153H16V150L17 149H19V147H20V152H23L21 149V146H22V144H21V134L19 133V130H20V127H21V125L23 126L25 123V121L23 122L22 121V116H21V114L23 113V111ZM26 110V109H25ZM25 110H24V112H25ZM82 110V109H81ZM1 111H3V109L1 110ZM28 111H30V110H28ZM46 111H47V109H46ZM45 111V114H47V112ZM69 111H70V109H69ZM72 111V110H71ZM70 111V112H71ZM74 111V110H73ZM83 111H84V109H83ZM88 111V110H87ZM86 111V112H87ZM239 111V112H238ZM246 111H248V109L246 110ZM250 111V110H249ZM248 111V112H249ZM14 112V111H13ZM16 112V111H15ZM34 112H35V110H34ZM70 112H68V113H70ZM82 112V111H81ZM81 112H80V114H81ZM2 113V112H1ZM5 113V112H4ZM7 113V115L9 114V112H6ZM12 113V112H11ZM26 113V112H25ZM24 113V114H25ZM28 113V112H27ZM29 113H31L30 115H31V121H28L29 123L30 122H32L34 119H32L33 117H32V110H31V112H29ZM77 113V112H76ZM169 113V112H168ZM250 113V112H249ZM14 114V113H13ZM12 114V116H14ZM54 114V113H53ZM79 114V115H80ZM98 114H99V112H98ZM243 114V116H241ZM1 115V114H0ZM11 115V114H10ZM23 115V114H22ZM64 115V114H63ZM62 115V116H63ZM68 115H71V114H68ZM78 115V113L76 114V116ZM81 115H83V114H81ZM88 115V114H87ZM86 115V116H87ZM45 116V115H44ZM74 116H75V112H74ZM99 117L101 116V115H98ZM198 116H200V118H198ZM7 117V116H6ZM6 117H4L5 119L4 120H9L8 121V124L9 123H11V121H13L12 120V118L11 117H9V118H11V119H9L8 117H7V119H6ZM25 117H26V115H25ZM61 117V116H60ZM72 117V116H71ZM80 117V116H79ZM98 117V118H99ZM164 117V118H165ZM244 117H246V116H244ZM27 118V117H26ZM81 118H83V116L81 117ZM86 118H88V117H86ZM198 118V120H200L199 121V123L197 122V124H195L194 123V121L196 120ZM248 118V117H247ZM27 119H29V117L27 118ZM29 119V120H30ZM75 119V118H74ZM11 120V121H10ZM70 120V119H69ZM73 119H71V121H72ZM77 121H75V122H77L78 123V121H79V123H80V120L77 118L76 119ZM2 121V120H1ZM17 121H18V118H17ZM16 121V122H17ZM27 121V120H26ZM82 121V120H81ZM245 121V122H244ZM6 122V121H5ZM65 122V121H64ZM73 122H74V120H73ZM72 122V123H73ZM164 122V121H163ZM180 122V123H181ZM34 123V122H33ZM32 123V124H33ZM67 123L68 124H70V122H68L67 121ZM66 123V124H67ZM99 123V122H98ZM97 123V125H98V127H100V123L98 124ZM164 123V124H165ZM7 124V123H6ZM17 124V123H16ZM28 124V123H27ZM26 124V126L27 127H29V130L31 131V129H32V127H31V129H30V126H29V124L27 125ZM31 124V125H32ZM59 124V123H58ZM66 124H65V126H66ZM67 124V125H68ZM74 124V123H73ZM167 124H169L168 122H167ZM167 124H165V125H167ZM171 124V123H170ZM169 124V125H170ZM178 124V123H177ZM11 125H13V124H11ZM162 125H163V123H162ZM165 125H163L162 126V128H164V130L166 129L164 126ZM236 125H240L241 126V128L243 129V135H241V138H243V141L242 142H244V146L246 147V148H244L245 150H246V157H245V159L243 160V158H242V156H245V154L244 155H242L241 154V152H240V147H233V145H232V143H231V141H233L232 140V137H231V140H230V136L229 137H227V135H229V134H231V133H234V126H236ZM3 126V125H2ZM33 126V125H32ZM64 126V125H63ZM72 126H74L75 127V124L74 125H72ZM76 126H78V125H76ZM7 127V125L5 126V128ZM14 127V126H13ZM60 127V126H59ZM73 127V129L75 130L76 128H74ZM80 128L79 129H76L77 131L78 130H80L81 129V125L79 126ZM169 127V126H168ZM172 127V126H171ZM170 127V131H171V128ZM0 128H2L3 129V127H1V124H0ZM9 127H7V129H8ZM66 128V127H65ZM91 128V127H90ZM101 128H102V126H101ZM240 128V127H239ZM27 129V128H26ZM35 129V128H34ZM39 129H40V133H42L40 136H42L43 135V131H42V128H40V125H39ZM59 129V128H58ZM68 129V128H67ZM73 129H71V132H70V134L72 133V130ZM168 129V128H167ZM5 130V129H4ZM3 130V131H4ZM9 130H12V132H13V128L12 127H10L9 128ZM29 130H28V132H29ZM33 130V129H32ZM65 130V129H64ZM73 130V132L75 133L76 131H74ZM101 130V129H100ZM159 130V129H158ZM162 130V129H161ZM234 130V131H233ZM241 130V129H240ZM240 130H239V132H240ZM22 131H23V127H22ZM25 132H27L26 130H24ZM35 131V130H34ZM34 131H32V132H29L30 134H32V136L35 134V133H33ZM42 131V132H41ZM59 131V130H58ZM97 131H99V130H97ZM169 131V130H168ZM168 131H165V133H168ZM242 131V130H241ZM1 132H2V130H1ZM5 132V131H4ZM10 132V134L12 133L11 131H9ZM8 132V133H9ZM64 132H67V131H64ZM84 131H82V133L81 134H83L84 135V133H83ZM93 132V131H92ZM102 132V131H101ZM101 132H99V133H101ZM157 132V131H156ZM3 133V132H2ZM2 133H0V135L2 134ZM23 133V132H22ZM60 133V132H59ZM68 133V132H67ZM88 133H89V131H88ZM90 133H91V130H90ZM237 133H238V131H237ZM24 134L25 133H23V137H24ZM30 134H28V135H30ZM64 134V133H63ZM75 134H77V133H75ZM78 134H79V131H78ZM162 134H164V133H161V137H163L162 136ZM170 134H171V132H170ZM234 134H236V132L234 133ZM4 135H5V133H4ZM3 135V136H4ZM60 135V134H59ZM67 135V134H66ZM83 135H82V139H83ZM90 135V134H89ZM88 135V136H89ZM93 135H95V133L93 134ZM158 133H157V138H158ZM168 135V134H167ZM231 135H233V134H231ZM2 136V135H1ZM27 135L25 134V137H26ZM39 136V135H38ZM61 136V135H60ZM63 136V135H62ZM71 136V135H70ZM77 136H79V135H77ZM97 136H98V134H97ZM97 136H96V140H98L99 139V137H101V135L100 136H98V139H97ZM238 136V135H237ZM5 137V136H4ZM7 137V136H6ZM22 137V141L24 140V138ZM67 137V136H66ZM73 137H76V135L75 136H73ZM72 137V138H73ZM90 137V136H89ZM88 137V138H89ZM155 137V136H154ZM153 137V138H154ZM234 137V136H233ZM2 138V140H4L5 138H3V137H1ZM1 138H0V145H1V143L3 144V142L4 141H1ZM32 138V137H31ZM41 139H43L42 137H40ZM71 138V139H72ZM78 138V137H77ZM156 138V137H155ZM155 138L153 139V144H154V140H155ZM12 139V138H11ZM26 139V138H25ZM28 139H29V136H28ZM68 139V138H67ZM67 139H65V140H67ZM70 139V140H71ZM74 139V138H73ZM81 139V138H80ZM81 139V140H82ZM160 139H162V138H160ZM164 139L165 140H167V138H166V136L164 137ZM164 139H162V140H164ZM174 139V140H173ZM30 140V139H29ZM28 140V141H29ZM62 140V139H61ZM85 139H83V141H84ZM90 140V139H89ZM92 140V139H91ZM100 140V139H99ZM158 140V139H157ZM8 141H10V140H8ZM24 141H26V140H24ZM32 142H33V140H31ZM30 141V142H31ZM72 141V140H71ZM77 141H79L80 142V140L79 139H77ZM234 141H235V139H234ZM241 140H239L238 142H240ZM30 142H28V143H30ZM31 142V143H32ZM66 142V141H65ZM92 142V141H91ZM90 142V143H91ZM100 143L102 142V139L99 141ZM166 142V141H165ZM236 142V141H235ZM235 142H234V144H235ZM238 142H236V144L235 145H238V144H240V143H238ZM26 143H27V141H26ZM27 143V144H28ZM40 143L42 144V140H40ZM74 143H76V141H74L73 142V144H72V146L73 145H75ZM78 143V142H77ZM81 143V142H80ZM86 143V142H85ZM85 143H84V145H85ZM6 144V141H5V143L2 145V147L4 146ZM24 144H25V142H24ZM23 144V145H24ZM41 144H38V145H40L41 146ZM83 144V143H82ZM152 144V145H153ZM157 144H158V142H157ZM234 145V146H235ZM24 146H26V145H24ZM28 146H30V144H28ZM27 146V147H28ZM77 146L79 147V143H78V145H76V149H77ZM82 146V145H81ZM86 146V145H85ZM156 146H158V145H156ZM37 147V146H36ZM39 147V146H38ZM56 147V146H55ZM26 147H24V149H25ZM69 148H71V146L69 147ZM82 148V147H81ZM85 148V150L87 151V150H89V149H86V148H88V147H84L83 146V149ZM158 148V147H157ZM1 149V148H0ZM26 149H29V147L28 148H26ZM75 149V148H74ZM75 149V150H76ZM151 149H152V147H151ZM163 149V148H162ZM161 149V150H162ZM2 150V149H1ZM5 150V149H4ZM4 150H2V151H4ZM9 150H11V149H9ZM38 150L39 149H37V152H38ZM70 150V149H69ZM161 150H160V155H161ZM2 151H0V153L2 152ZM25 151H27L28 152V150H25ZM31 151H33L32 149L30 150V152ZM76 151H78V150H76ZM76 151H73V157H74V152L76 153ZM83 151V150H82ZM85 151V152H86ZM81 152V151H80ZM88 152V151H87ZM162 152H163V150H162ZM173 152V151H172ZM172 152H170V153H172ZM8 153H10V151H8ZM57 153V152H56ZM245 153V152H244ZM25 154V153H24ZM26 154H28V153H26ZM35 154H36V151H35ZM77 154H78V152H77ZM76 154V155H77ZM81 155L83 154V152L82 153H80ZM164 154V158L163 159H166L167 158V153L166 152H164L163 153ZM165 154H167V155H165ZM176 154V153H175ZM237 155V154H239V155H241L240 156V159L242 158V162H240V159L238 158H234L233 156L234 155ZM30 155V154H29ZM32 155V154H31ZM37 155V154H36ZM56 155V154H55ZM70 155V154H69ZM81 155H80V157H81ZM86 155V154H85ZM0 156H1V154H0ZM9 156V158L11 159V157ZM27 157L25 158V160L28 158V155H26ZM158 153L157 152H155L154 153V155H153V158H152V160H151V163H152V165H154L155 164V166L157 165L156 163H157V161L159 160V162H160V158H162L161 156H159L160 158H158ZM169 156V155H168ZM171 156V155H170ZM176 156V155H175ZM30 157V156H29ZM71 157V156H70ZM79 157V158H80ZM85 158H86V156H84ZM83 157V158H84ZM166 157V158H165ZM172 157V156H171ZM75 158V157H74ZM78 158V157H77ZM84 158V159H85ZM174 158H176V157H173V159L172 160H174ZM15 159H16V157H15ZM24 159V158H23ZM38 159V158H37ZM36 159V160H37ZM64 159V158H63ZM81 159V158H80ZM83 159V160H84ZM167 159H169L170 160V158L168 157ZM166 159V160H167ZM3 160V159H2ZM1 160V161H2ZM13 160V159H12ZM82 160V159H81ZM166 160H164V161H166ZM7 161L8 160H6V163H7ZM17 161V160H16ZM27 161V160H26ZM25 161V162H26ZM38 162H39V159L37 160ZM36 161V162H37ZM13 162V161H12ZM11 162V163H12ZM45 162H46V160H45ZM49 162V161H48ZM62 162H63V160H62ZM168 162V161H167ZM14 163H15V161H14ZM32 163V162H31ZM170 163H174V162H171L170 161ZM16 164V163H15ZM35 164H37V163H34V166H33V174L35 173V171H34V168H35ZM63 164V163H62ZM72 164H73V162H72ZM84 164H86V163H84ZM84 164H83V166H84ZM159 164V163H158ZM168 164V163H167ZM166 164V165H167ZM8 165H9V162H8ZM71 165V164H70ZM1 167H3L2 166V164L0 165ZM23 166H25V164L23 165ZM37 166H38V164H37ZM87 166V165H86ZM163 166V165H162ZM168 166V165H167ZM167 166H165V167H167ZM11 167H14V164H13V166H11ZM38 167H40V166H38ZM62 167H63V165H62ZM72 167V166H71ZM152 167H154V166H152ZM169 167H170V165H169ZM14 168H16V167H14ZM14 168H11L12 170L14 169ZM22 168V167H21ZM26 168H27V164H26ZM69 167H67V169H68ZM73 168V167H72ZM71 168V169H72ZM80 168H83L84 169V167H82V165H81V167ZM10 169V170H11ZM30 169V168H29ZM37 169V168H36ZM83 169H80V171L82 172V170ZM87 169V168H86ZM155 169H157V167L155 168L154 167V169L153 170H155ZM158 169H159V167H158ZM161 169H162V167H161ZM166 169H168V167L166 168ZM25 170V171H24ZM31 170V171H32ZM1 171V170H0ZM3 171H5V170H3ZM7 172H8V169L6 170ZM14 171H15V169H14ZM156 171V170H155ZM164 171V173L166 174V171H165V168H164V170L162 169L161 171L159 170V172H163ZM27 171H26V169H25V167H23V177L25 176L26 177V175L25 174H28V172L26 173ZM36 172H38V170H36ZM58 172V171H57ZM153 173H154V171H152ZM158 172V171H157ZM9 173V172H8ZM11 173H12V171H11ZM21 173V172H20ZM20 173H18L16 176H17V178H18V175H20ZM66 173H67V171H66ZM83 173H84V176H85V173H87L86 171H83ZM83 173H82V175H81V178L83 177ZM197 173H198V179H194V180H196V181H193V183H190L189 182V178L192 176V174H196L197 175ZM21 174V175H22ZM36 174V173H35ZM34 174V175H35ZM156 174V173H155ZM158 174V173H157ZM3 175V174H2ZM6 175H8V174H6ZM10 175H12V174H10ZM20 175V176H21ZM61 175V174H60ZM162 175H164V174H162ZM161 175V176H162ZM233 175H235V176H233ZM9 176V175H8ZM8 176H6V179H7V177ZM28 176V175H27ZM29 176H31V177H33V175L31 174H29ZM38 176H39V174H38ZM154 176V175H153ZM160 176V175H159ZM24 177V178H25ZM40 177V176H39ZM86 177V176H85ZM85 177H83L82 179H85ZM158 177V176H157ZM166 177V176H165ZM164 177V178H165ZM233 177V178H232ZM16 178V177H15ZM14 178V179H15ZM36 178V177H35ZM87 178V177H86ZM153 178H155V177H153ZM161 178L162 177H160V179H158L157 178V180H155V182H154V179H153V183H156V181L158 182V180H161ZM193 177H191L190 179H192ZM196 178H197V176H196ZM20 179V178H19ZM37 179V178H36ZM163 179V178H162ZM18 180V179H17ZM33 180V179H32ZM86 180H88V178L86 179ZM193 180V179H192ZM242 180V181H241ZM20 182L22 181V177H21V179L19 180ZM18 181V182H19ZM29 181V180H28ZM83 181V180H82ZM81 181V182H82ZM163 181L165 182V180L163 179ZM163 181H161V184L163 185ZM1 182V181H0ZM5 181H2L1 182V185L3 186L5 183H4ZM18 182H16L15 181V186L17 185V183ZM37 183H39L38 181H36ZM7 183H9V182H7ZM83 183H84V181H83ZM152 183V184H153ZM166 183V184H167ZM235 183V184H234ZM11 184V183H10ZM26 184V183H25ZM25 184H23L25 187H27L28 188V186H26ZM30 184V183H29ZM40 184V183H39ZM84 184H86L87 185V183H84ZM83 184V185H84ZM159 184H160V181H159V183H158V188L159 187H161V185L159 186ZM173 184H177V186L175 187ZM9 184H7V186H8ZM82 185V187H85V186H83ZM156 185V184H155ZM220 185H221V183H220ZM18 186H20V183H19V185ZM153 186V185H152ZM25 187H22L21 189H20V187H19V190H18V188H17V190L19 191V192H21L22 193V189L23 188H25ZM154 187V186H153ZM211 187V188H210ZM217 187H215L214 186V188H215V192L218 190V188ZM242 187V186H241ZM240 187V188H241ZM9 188V187H8ZM7 188V189H8ZM33 188H34V184H33ZM86 188H88V187H86ZM155 189V191H157L156 190V186L154 187ZM166 187H164V189H165ZM168 188V189H169ZM216 188H217V190H216ZM26 189V188H25ZM82 189V188H81ZM89 189V188H88ZM160 189V188H159ZM87 189H85V190H83L82 189V192L84 191V193L85 192H87L88 193V191H86ZM153 190V192H155ZM194 190H196V191H194ZM7 191V190H6ZM27 191H28V189H27ZM80 191V190H79ZM159 191V190H158ZM164 190H162V192H163ZM167 191H169V190H167ZM166 191V192H167ZM194 191V192H193ZM211 191V192H210ZM222 191V190H221ZM1 192H2V189H1ZM0 192V194H2ZM81 192V193H82ZM166 192H165V195H166ZM192 192V193H191ZM198 192H196V194L198 193ZM218 195L220 194V189L218 190ZM223 192V191H222ZM15 193H17V192H15ZM26 193H29V191L28 192H26ZM170 193H171V191H170ZM209 193H206V194H204V195H206L207 197H208V194ZM211 193V194H212ZM225 193V192H224ZM23 194L24 195H26L25 194V192H24V189H23ZM154 194V193H153ZM156 194H157V192H156ZM18 195H19V193H18ZM29 195V194H28ZM85 195H87L86 193H85ZM163 195V194H162ZM213 196L215 195V194H212ZM221 195V194H220ZM224 194H222L221 196H223ZM227 195H226V197L225 198H228L227 197ZM1 196V195H0ZM20 196H22V194H20L19 196H18V198H17V202L18 201H20L21 200V198L19 199V197ZM30 196V195H29ZM83 193H82V196H81V198H82V200L84 199L85 200V196H84V198H83ZM156 195L154 194V197H155ZM164 196V195H163ZM167 196V195H166ZM166 196H164V198L166 197ZM195 196H198V195H195ZM206 196H204L205 198H206ZM213 196H211V198H213ZM24 197V196H23ZM22 197V198H23ZM160 197H162V196H159V198ZM172 197V196H171ZM189 197H192V196H187V198H189ZM204 197H202V200L204 201L205 200V198ZM158 198V199H159ZM167 198V197H166ZM165 198V201L167 200ZM198 198V197H197ZM217 198H221L220 196L218 197L217 196ZM223 198H224V196H223ZM233 198H235L234 196L233 197H230V199H233ZM6 199H7V197H6ZM19 199V200H18ZM163 199V198H162ZM162 199H159V200H162ZM185 199H186V197H185ZM190 200H191V198H189ZM199 199V198H198ZM198 199H196V201H195V198L193 197V200L197 203L198 201ZM208 199H210L209 197H208ZM208 199H207V202H208ZM213 199H215V198H213ZM212 199V200H213ZM218 199V200H219ZM222 199V198H221ZM8 200V199H7ZM158 200V201H159ZM171 200H173V202H176V201H174V199H171ZM170 200V201H171ZM193 200H191L192 201V203L194 202ZM211 200V199H210ZM210 200H209V202H210ZM4 201L6 202V204H5V206L7 205V201L4 199ZM3 201V202H4ZM9 201V200H8ZM157 201V200H156ZM170 201H169V203H170ZM187 200H183V202H186ZM189 201V200H188ZM191 201H190V203H191ZM206 201V200H205ZM223 202H224V200H222ZM222 201H220V202H222ZM228 201V200H227ZM231 201V200H230ZM229 201V202H230ZM232 201H234V200H232ZM231 201V202H232ZM3 202H2V204H3ZM16 202V201H15ZM16 202V203H17ZM21 202H22V200H21ZM21 202H19V204L21 203ZM206 202V203H207ZM212 202V201H211ZM211 202H210V204H211ZM222 202V203H223ZM228 202V203H229ZM231 202H230V205H231ZM157 203V202H156ZM159 203L160 204H163V202H161V201H159ZM172 203V202H171ZM204 203V205H203V207L204 208H209V206H210V204L209 203H207V204H209V206L205 203V202H203ZM226 203V202H225ZM232 203H234V202H232ZM1 204V205H2ZM160 204H158L157 203V205H160ZM182 204V203H181ZM199 204H200V202H199ZM214 204H217V202H215ZM219 204V203H218ZM9 205H10V203H9ZM14 205V204H13ZM17 205V204H16ZM21 205H22V203H21ZM157 205H156V207H157ZM169 205H172V204H169ZM184 205H185V203H184ZM188 205H189V203H188ZM191 205V204H190ZM198 205V204H197ZM223 205V204H222ZM227 205V204H226ZM225 205V206H226ZM15 206V205H14ZM19 206V205H18ZM168 206V205H167ZM166 206V207H167ZM174 206V205H173ZM194 205L192 204V206H191V208L193 207ZM199 206V205H198ZM201 206V205H200ZM212 206H214V205H212ZM216 206V207H215ZM214 206V208H217V205H215ZM228 206H229V204H228ZM227 206V207H228ZM233 206H234V204H233ZM236 206V205H235ZM2 207V206H1ZM7 208H8V206H6ZM5 207V208H6ZM19 207H22V206H19ZM155 207V206H154ZM153 207V208H154ZM158 207H160V206H158ZM181 207V206H180ZM184 207V209L186 208V206H183ZM188 207H190V206H188ZM194 207H196V206H194ZM3 208H4V205H3ZM13 207H11V209H12ZM15 208L16 207H14V210H15ZM160 208H162V207H160ZM173 208V207H172ZM175 208V207H174ZM173 208V209H174ZM190 208V209H191ZM200 207H198V209H199ZM212 208V207H211ZM220 208H222V209H225V207L223 208V206L222 207H220ZM233 207H231V209H232ZM235 208V207H234ZM232 209L233 211H235V209ZM17 209V208H16ZM20 208H18V210H19ZM168 209V208H167ZM167 209H165L164 208V210L166 211ZM171 209V206H170V208L168 209V210H170ZM183 208H181L180 210H182ZM183 209V210H184ZM187 209V208H186ZM189 209V208H188ZM195 208H192V211L194 210ZM229 209V208H228ZM6 210V209H5ZM4 210V211H5ZM160 210V209H159ZM158 210V208L155 210V211H159ZM162 211V213L163 212H165V211ZM167 210V211H168ZM172 210V209H171ZM170 210V211H171ZM214 210V209H213ZM212 210V211H213ZM218 210H220V212L222 211L221 209H219L218 208ZM0 211H1V208H0ZM3 211V210H2ZM11 211V210H10ZM9 211V212H10ZM152 211H154V209L152 210ZM169 211V212H170ZM186 211V210H185ZM192 211H190L189 210V214L191 213L192 214ZM196 212H198L197 211V209L195 210ZM211 210H209V212L208 213H211L212 212ZM217 211V210H216ZM216 211H214V212H216ZM169 212H166L165 214H166V216H168V214H169ZM173 212V211H172ZM175 212H177V211H175ZM174 212V213H175ZM182 212V211H181ZM194 212V211H193ZM195 212V213H196ZM200 212V211H199ZM218 212V211H217ZM231 212V211H230ZM5 213V212H4ZM153 214L152 215H154L155 214V212H152ZM168 213V214H167ZM179 213H180V211H179ZM195 213H193V214H195ZM206 213H207V211H206ZM207 213V214H208ZM219 213V212H218ZM232 214H233V212H231ZM247 213H249V216H250V218L252 219V224L248 227L247 226ZM2 214V213H1ZM9 214V213H8ZM178 214V213H177ZM182 214H186V212L185 213H183L182 212ZM193 214L192 215H190L189 217L187 216V214H186V216H187V220H189V218H192V216H193ZM196 214H198V213H196ZM200 214V213H199ZM213 213H211L210 214V216L212 215ZM220 215L222 214V213H219ZM219 214H218V219L220 218V221L222 222V220L221 219H223V218H221L222 217V215L219 217ZM224 214V213H223ZM230 213H228V215H229ZM231 214V215H232ZM10 215V214H9ZM161 215V213L157 216V217H159ZM164 215V213L162 214V216ZM234 215V214H233ZM1 216H4V214L3 215H1ZM165 216V215H164ZM165 216V217H166ZM171 216V215H170ZM175 216L176 215H174V217H173V215H172V218H175ZM178 216H179V214H178ZM206 216V215H205ZM205 216L203 217V218H205ZM215 216V220H218L216 217H217V213H216V215H214ZM224 216V215H223ZM169 217V216H168ZM167 217V218H168ZM184 217V216H183ZM196 219L197 218H199V215L197 216H194ZM213 217V216H212ZM211 217V218H212ZM229 217V216H228ZM9 218V217H8ZM195 218H193V219H195ZM206 218H207V223L209 222V223H211L210 221H211V219H210V221L208 220L209 219V215H207L206 216ZM206 218H205V222H204V226H205V223H206ZM230 218V220H227V219H225V224L223 225L224 227H226V223L228 224V222H230L231 221V217H229ZM0 219H1V217H0ZM155 219H158V218H154V220ZM159 219H160V217H159ZM162 219H163V217H162ZM185 219V218H184ZM233 219V218H232ZM235 219V218H234ZM4 220V219H3ZM9 220V219H8ZM174 220V223L175 222H177V221H175L176 220V218L175 219H173ZM173 220H171V222L173 221ZM181 220V219H180ZM183 220V219H182ZM204 220V219H203ZM191 220H189V222H190ZM197 221V220H196ZM228 221V222H227ZM233 221H235V220H233ZM1 222H3V221H0V223ZM6 222H8L7 220H6ZM153 222H157L156 220L155 221H153ZM159 222V221H158ZM165 222V221H164ZM164 222L162 223V228L168 223H166L165 222V225H164ZM182 222V221H181ZM185 221H183L182 222V224H184L185 225V227H186V225H187V223L185 224L184 223ZM193 222H194V220H193ZM198 222V221H197ZM203 222V221H202ZM214 222H216L217 223V221H214ZM213 222V224H215ZM219 222V221H218ZM220 222V223H221ZM160 223V222H159ZM194 223H196V222H194ZM194 223H193V227L195 226L194 225ZM232 223V222H231ZM234 223V222H233ZM155 224V223H154ZM189 224V223H188ZM197 224V223H196ZM218 224V223H217ZM5 225V224H4ZM7 225H9V223L7 224ZM158 225V224H157ZM164 225V226H163ZM208 225V224H207ZM206 225V227L207 228H209V226H207ZM210 225V224H209ZM229 225H232V224H228L227 226H228V228H229ZM154 227L156 226V224L155 225H153ZM183 226V225H182ZM182 226H181V224H180V228L182 229V231H183V229L185 228V227H183L182 228ZM203 226V229L202 230H204V227ZM215 226H216V224H215ZM214 226V227H215ZM153 227V228H154ZM158 228L157 229H159L160 227L159 226H157ZM178 227V226H177ZM188 227H189V225H188ZM192 227V228H193ZM196 227H197V225H196ZM195 227V228H196ZM200 227V226H199ZM210 227H211V225H210ZM1 228V227H0ZM4 228H7V226L5 227H3V231H6V230H4ZM161 228V229H162ZM168 228H172V226L171 225H169V227ZM174 228V227H173ZM172 228V230L171 231H173V230H175V232L174 233H176V231L178 230H176V229H173ZM187 228V227H186ZM192 228H191V231H194V230H192ZM207 228H205L206 230H204V231H209ZM213 228V227H212ZM222 228V227H221ZM227 228V229H228ZM9 229V228H8ZM7 229V232H9V230ZM155 230H153V232L154 231H156V228H154ZM161 229H159L160 231H161ZM210 229V228H209ZM219 229V228H218ZM226 229V230H227ZM234 229V228H233ZM163 230V229H162ZM167 231H168V229H166ZM170 230V229H169ZM186 230V232H185V234H187V229H185ZM184 230V231H185ZM201 230V231H202ZM229 230V229H228ZM159 231V232H160ZM183 231V232H184ZM204 231H203V233H204ZM217 231H221V230H217ZM222 231H223V229H222ZM232 231V230H231ZM156 232H158V231H156ZM155 232V233H156ZM219 232H218V235H219ZM1 233H2V231H1ZM169 233V232H168ZM171 233V232H170ZM173 233V232H172ZM172 233H171V235H172ZM182 233V232H181ZM190 233V232H189ZM195 233H197V232H195ZM224 233V231L221 233V234H223ZM225 233H226V231H225ZM232 233H233V231H232ZM8 234L9 233H7V235H4V233L2 234V236H5L4 238H6L7 236H8ZM154 234V233H153ZM157 234H159V233H157ZM167 234V233H166ZM205 234H206V232H205ZM205 234H203V235H205ZM211 234H212V231L210 232V234H209V237H211ZM217 234V233H216ZM216 234H215V237H214V240L217 238V237H219V236H217L216 237ZM221 234H220V238L222 237H224V234H223V236H221ZM226 234H228V232L226 233ZM236 234V233H235ZM163 235H165V233L163 234ZM168 235V234H167ZM166 235V236H167ZM175 235V234H174ZM173 235V236H174ZM190 235V234H189ZM192 235V234H191ZM201 235H202V233H201ZM155 236H156V234H155ZM172 236V237H173ZM182 236V235H181ZM186 236V235H185ZM206 236V235H205ZM226 236H228V235H226ZM229 236H230V234H229ZM232 236H233V238H234V234H232ZM231 236V237H232ZM10 237V236H9ZM154 237V236H153ZM157 237H158V235H157ZM156 237V238H157ZM171 237V238H172ZM191 237V236H190ZM190 237H188V238H190ZM192 237H194V236H192ZM191 237V238H192ZM235 237H237V236H235ZM1 238V237H0ZM171 238H170V240H171ZM174 238H176V237H174ZM174 238H172L173 239V241L171 242V244L174 242V243H176V241H174ZM187 238V237H186ZM197 238V236H195V238H193L194 239V241L196 242L197 240H195ZM203 238V237H202ZM206 237H204V239H205ZM221 238V239H222ZM2 239V238H1ZM155 239V238H154ZM182 239V238H181ZM180 239V240H181ZM184 239H185V237H184ZM208 239H210V238H207V240ZM218 239V238H217ZM224 239V238H223ZM228 238L226 237V240H227ZM3 240V239H2ZM5 240V239H4ZM164 240H166V238H164ZM226 240H224V242H227ZM232 240V239H231ZM6 241V240H5ZM167 241H169V240H167ZM194 241H193V243H194ZM204 241V240H203ZM210 241V240H209ZM212 241V240H211ZM216 241V240H215ZM215 241H214V244H215ZM219 242H221L220 240H218ZM217 241V242H218ZM232 241H235V239H233ZM238 241V240H237ZM1 242V241H0ZM9 242V241H8ZM7 242V243H8ZM157 242V241H156ZM164 242V241H163ZM184 242V241H183ZM187 242H190V243H192V241H187ZM200 242H202V241H200ZM223 241H222V244H225ZM6 243V244H7ZM168 243V242H167ZM167 243H166V245H167ZM173 243V245L175 246V244ZM180 243V242H179ZM189 243V244H190ZM192 243V244H193ZM209 243V242H208ZM207 243V244H208ZM238 243V242H237ZM5 244V245H6ZM164 244H165V242H164ZM180 244H183V243H180ZM184 244L186 245V242H184ZM189 245V247L190 246H192V247H196V245L194 246V245ZM195 244H197V243H195ZM201 245L203 244V243H200ZM206 244V245H207ZM214 244H213V246H214ZM217 244H219V243H217ZM227 244H229V245H231L232 244V242H231V244L229 243V242H227ZM227 244H225L224 246H226L227 248L229 247ZM233 244H235V243H233ZM232 244V245H233ZM238 244H240V243H238ZM2 245H4V242H3V244ZM9 245V244H8ZM173 245H170V243H169V246L167 245V247L169 248L170 246H173ZM177 245V244H176ZM184 245V247L186 248V246ZM200 245V246H201ZM209 246H210V243L208 244ZM221 245V244H220ZM219 245V246H220ZM232 245H231V247H232ZM1 246V245H0ZM7 246V245H6ZM6 246H4V249H5V247ZM156 246V245H155ZM181 246V245H180ZM209 246H207L208 248H207V250L209 249ZM221 246H223V245H221ZM220 246V247H221ZM236 246L237 245H235V248H236ZM240 245H238V247H239ZM3 246H1V248H2ZM8 247V246H7ZM157 247V246H156ZM192 247L190 248V251L189 252H193V251H191L192 250ZM203 247V246H202ZM215 247H216V244H215ZM220 247H219V249H220ZM0 248V249H1ZM173 248V247H172ZM172 248H170V250H171V255L173 254L174 255V253H175V250L174 251H172ZM214 248V247H213ZM212 248V249H213ZM217 248V247H216ZM155 249V251L156 252H158L157 251V249L156 248H154ZM174 249H175V247H174ZM189 249V248H188ZM202 249V248H201ZM222 250L224 249V247L223 248H221ZM226 249V248H225ZM239 249H240V247H239ZM239 249L237 250V251H239ZM8 249L6 248V251H7ZM186 250H187V248H186ZM186 250L184 249V251L186 252ZM194 250V249H193ZM205 249H203V251H204ZM207 250H206V252H207ZM215 252H216V249L214 248L213 249ZM212 250V252H214ZM228 250V249H227ZM226 250V251H227ZM234 250V249H233ZM3 251V253L5 252L4 250H2ZM2 251H1V254H3L2 253ZM167 251V250H166ZM194 251H196V250H194ZM225 251V250H224ZM173 252V253H172ZM185 252H184V254H185ZM202 252V251H201ZM200 252V253H201ZM219 251H217L216 252V255H217V253H218ZM6 253V252H5ZM155 253V252H154ZM195 253V252H194ZM194 253H192L193 255H194ZM197 253V252H196ZM195 253V254H196ZM208 254V252L207 253H205V252H202L201 254ZM220 254H221V250H220V252H219ZM224 253V252H223ZM157 253H155V255H156ZM179 254H180V252H179ZM187 254V253H186ZM190 254V253H189ZM188 254V255H189ZM213 254V253H212ZM215 254V253H214ZM214 254H213V256H214ZM230 254V253H229ZM228 254V255H229ZM238 254H239V252H238ZM154 255V256H155ZM170 255V254H169ZM215 255V256H216ZM224 255H225V253H224ZM223 254H222V256H224ZM232 255V254H231ZM231 255H229V256H231ZM2 256V255H1ZM0 256V257H1ZM8 256V255H7ZM7 256L5 255V257L7 258ZM167 256H168V254H167ZM180 257H181V255H179ZM187 256V255H186ZM200 257H203V255L201 256V255H199ZM208 256V255H207ZM206 256V257H207ZM215 256H214V258H215ZM219 256H221V255H219ZM221 256V257H222ZM232 256H234V255H232ZM156 257V256H155ZM154 257V258H155ZM205 256L203 257L204 258V260H205V258H206ZM170 258V260H171V258L172 257H169ZM179 258V257H178ZM178 258L176 259L177 261H176V263L177 264H179V261H182V258H180L179 259V261H178ZM191 258V257H190ZM190 258H188V260L190 259ZM192 258H194V257H192ZM192 258H191V261H194V260H192ZM202 258V259H203ZM207 258H210V257H207ZM213 258V259H214ZM218 258V257H217ZM235 259H236V256L234 257ZM239 258V259H240ZM1 260H0V262L2 261V263H3V260H2V258H0ZM219 259H221L220 257H219ZM229 259H231L230 257L228 258V256H227V260L229 261ZM235 259H233V260H235ZM4 260H6V259H4ZM166 260H167V258H166ZM188 260H186L187 262H189ZM215 260V259H214ZM213 260V262L214 263H216L217 262V260L218 259H216V262ZM223 260H225L224 258L222 259V261ZM237 260V259H236ZM172 261V260H171ZM196 261V260H195ZM194 261V262H195ZM199 261H200V259H199ZM205 261H209L208 259H206ZM205 261H204V263H205ZM218 261H220V260H218ZM221 261V262H222ZM232 261V260H231ZM5 262V261H4ZM157 262V260L155 261V263ZM203 262V261H202ZM221 262H219V263H221ZM224 263H225V261H223ZM233 262V261H232ZM235 262V261H234ZM1 263V264H2ZM6 263H8V260H7V262ZM6 263H4V264H6ZM182 262H180V264H181ZM185 263V262H184ZM192 263V262H191ZM190 262L188 263V264H191ZM198 263H200V262H198ZM206 263H208L209 264V262H206ZM219 263H216V264H219ZM223 263V264H224ZM229 263H231V262H229ZM228 263V264H229ZM237 263V262H236ZM187 264V263H186ZM193 264V263H192ZM202 264V263H201ZM234 264V263H233ZM238 264V263H237Z\"/></svg>", "mask_w": 264, "mask_h": 264}]
</instances>
